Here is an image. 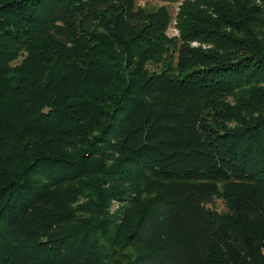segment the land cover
Here are the masks:
<instances>
[{"label":"trees","instance_id":"16d2710c","mask_svg":"<svg viewBox=\"0 0 264 264\" xmlns=\"http://www.w3.org/2000/svg\"><path fill=\"white\" fill-rule=\"evenodd\" d=\"M162 1L0 0V264H264V0Z\"/></svg>","mask_w":264,"mask_h":264},{"label":"rangeland","instance_id":"374dc122","mask_svg":"<svg viewBox=\"0 0 264 264\" xmlns=\"http://www.w3.org/2000/svg\"><path fill=\"white\" fill-rule=\"evenodd\" d=\"M133 1L137 6H141V7L147 8V9L157 8L161 5H166L168 7L172 17H173L171 24L166 31L167 35L168 36H177L178 35V30L175 27L176 21H175L174 17L177 14L179 2L178 3L177 2H166V1H162V0H133ZM191 44L194 46L198 45L197 42H192ZM202 46L205 47L204 45H202ZM148 67L150 69L157 68V66H153V65H149ZM113 204H115L114 208L118 206L117 203H113ZM216 206L218 208L224 207V205L222 204V202L220 200L216 201Z\"/></svg>","mask_w":264,"mask_h":264}]
</instances>
